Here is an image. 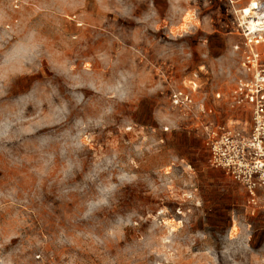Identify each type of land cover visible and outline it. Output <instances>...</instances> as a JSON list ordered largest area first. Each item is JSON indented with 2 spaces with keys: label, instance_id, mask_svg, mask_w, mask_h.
<instances>
[{
  "label": "rangeland",
  "instance_id": "rangeland-1",
  "mask_svg": "<svg viewBox=\"0 0 264 264\" xmlns=\"http://www.w3.org/2000/svg\"><path fill=\"white\" fill-rule=\"evenodd\" d=\"M251 1L0 0V264H264V211L206 144L250 121Z\"/></svg>",
  "mask_w": 264,
  "mask_h": 264
},
{
  "label": "built area",
  "instance_id": "built-area-1",
  "mask_svg": "<svg viewBox=\"0 0 264 264\" xmlns=\"http://www.w3.org/2000/svg\"><path fill=\"white\" fill-rule=\"evenodd\" d=\"M244 37L247 47L241 62L244 77L233 90L232 106L247 109L250 121L245 126L214 124L207 130L206 144L210 165L223 169L243 186L248 206L264 211V52L257 50L264 36L248 30ZM170 99L173 106L185 110L193 104L191 93L183 89L173 90Z\"/></svg>",
  "mask_w": 264,
  "mask_h": 264
},
{
  "label": "bare ground",
  "instance_id": "bare-ground-1",
  "mask_svg": "<svg viewBox=\"0 0 264 264\" xmlns=\"http://www.w3.org/2000/svg\"><path fill=\"white\" fill-rule=\"evenodd\" d=\"M256 2L253 0L251 3L243 9V18H247V28L251 33L259 35L264 34V19L260 17L259 13L255 12ZM263 36V35H262Z\"/></svg>",
  "mask_w": 264,
  "mask_h": 264
},
{
  "label": "clouds",
  "instance_id": "clouds-1",
  "mask_svg": "<svg viewBox=\"0 0 264 264\" xmlns=\"http://www.w3.org/2000/svg\"><path fill=\"white\" fill-rule=\"evenodd\" d=\"M2 134L7 135V126L5 127L4 132Z\"/></svg>",
  "mask_w": 264,
  "mask_h": 264
}]
</instances>
